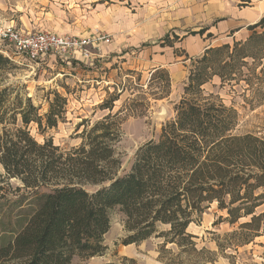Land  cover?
Here are the masks:
<instances>
[{"label": "trees", "instance_id": "obj_1", "mask_svg": "<svg viewBox=\"0 0 264 264\" xmlns=\"http://www.w3.org/2000/svg\"><path fill=\"white\" fill-rule=\"evenodd\" d=\"M248 29L246 39L209 46L192 58L175 116L163 123L158 139L136 150L130 170L122 174L116 146L122 136L120 111L93 124L78 123L76 131L83 129L77 145L57 144L52 136L39 142L31 125L46 135L65 121L67 97L49 92L54 97H47L48 108L41 113L42 105L31 97L11 100L9 87L0 88V200L7 199L6 187L14 179L15 190L23 191L19 205L29 199L32 207L12 236L0 232V264H75L77 256L101 254L116 207L126 215L125 244L156 233L166 243H193L189 226L214 202L232 224L250 216L240 231L229 234L241 243L263 234L264 211L257 210L264 203V136L238 132L239 112L218 95L204 96L202 88L214 76L223 83L240 81L251 59L247 82L254 93L260 89L253 88L252 79L263 81L254 68L262 66L264 73V17ZM8 62L0 53V72ZM116 100L111 96L100 107L113 110Z\"/></svg>", "mask_w": 264, "mask_h": 264}, {"label": "rangeland", "instance_id": "obj_2", "mask_svg": "<svg viewBox=\"0 0 264 264\" xmlns=\"http://www.w3.org/2000/svg\"><path fill=\"white\" fill-rule=\"evenodd\" d=\"M262 17L264 0H0V31L12 27L73 35L89 40L88 47L95 55L93 64L74 56L67 62L54 53L35 63L24 53L10 51L9 57L0 51L9 59L0 72V88L9 87L11 100L31 97L35 105H42L41 113L48 108L47 97H54L49 92L56 89L67 97L65 121L46 135L31 125L39 142L52 136L57 144L77 145L83 129L76 131L78 123L89 119L93 124L120 111L122 136L116 146L122 161L118 173L122 174L130 170L136 150L149 139H158L163 123L175 116L192 58L209 46L246 39L251 34L248 26ZM3 46L8 44L0 40V49ZM246 60L249 65L243 67L240 81L223 83L214 76L202 88L204 96L218 95L239 112L238 132L264 136V73L260 72L262 66L254 68L263 77L262 82L258 77L252 79L253 88L260 87L254 93L247 82L253 60ZM163 69L168 70L167 75ZM111 96H117L114 109L100 107ZM0 172L4 173L2 166ZM17 183L11 179L7 199L0 200V232L5 230L7 237L19 230L32 212L29 199L19 205L23 191L15 190ZM262 211L264 203L257 213ZM226 216V211L212 203L188 228L193 243H166V238L156 233L125 244L126 215L116 207L104 235L105 251L89 258L77 256L74 263L264 264V233L241 243L229 234L240 231L250 216L234 224L222 219Z\"/></svg>", "mask_w": 264, "mask_h": 264}, {"label": "built area", "instance_id": "obj_3", "mask_svg": "<svg viewBox=\"0 0 264 264\" xmlns=\"http://www.w3.org/2000/svg\"><path fill=\"white\" fill-rule=\"evenodd\" d=\"M0 40L7 42V47H2L0 51L10 56L13 53L26 54L31 62H37L50 54H60L62 58L68 59L74 56L81 62L93 64L94 53L89 49V40L74 37L73 35H64L56 31L37 30L29 31L9 27L0 31ZM107 42L109 39H106ZM67 62L70 59L66 60Z\"/></svg>", "mask_w": 264, "mask_h": 264}]
</instances>
